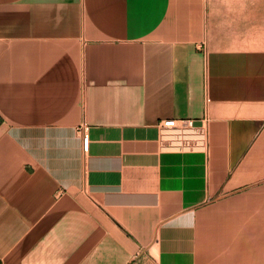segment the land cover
I'll list each match as a JSON object with an SVG mask.
<instances>
[{"label": "crops", "instance_id": "crops-1", "mask_svg": "<svg viewBox=\"0 0 264 264\" xmlns=\"http://www.w3.org/2000/svg\"><path fill=\"white\" fill-rule=\"evenodd\" d=\"M0 264H264V0H0Z\"/></svg>", "mask_w": 264, "mask_h": 264}, {"label": "built area", "instance_id": "built-area-1", "mask_svg": "<svg viewBox=\"0 0 264 264\" xmlns=\"http://www.w3.org/2000/svg\"><path fill=\"white\" fill-rule=\"evenodd\" d=\"M195 120L193 119H175V118H167L162 119L157 122L160 130L165 134L169 132L176 137L175 140H183L185 144L191 142V140H200L203 135L202 127L194 124ZM82 139V148L83 150H87L89 144V136H88V126L86 124H81L78 128ZM192 134L196 136V138H191Z\"/></svg>", "mask_w": 264, "mask_h": 264}, {"label": "water", "instance_id": "water-1", "mask_svg": "<svg viewBox=\"0 0 264 264\" xmlns=\"http://www.w3.org/2000/svg\"><path fill=\"white\" fill-rule=\"evenodd\" d=\"M194 124L195 125H199L200 124V120H195Z\"/></svg>", "mask_w": 264, "mask_h": 264}]
</instances>
